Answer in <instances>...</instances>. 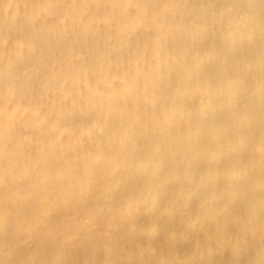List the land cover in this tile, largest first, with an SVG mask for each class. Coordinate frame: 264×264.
Wrapping results in <instances>:
<instances>
[{
    "label": "bare ground",
    "instance_id": "6f19581e",
    "mask_svg": "<svg viewBox=\"0 0 264 264\" xmlns=\"http://www.w3.org/2000/svg\"><path fill=\"white\" fill-rule=\"evenodd\" d=\"M0 264H264V0H0Z\"/></svg>",
    "mask_w": 264,
    "mask_h": 264
}]
</instances>
